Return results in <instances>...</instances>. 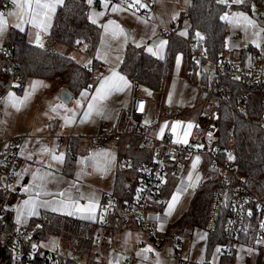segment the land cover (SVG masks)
<instances>
[{"label": "crops", "instance_id": "1", "mask_svg": "<svg viewBox=\"0 0 264 264\" xmlns=\"http://www.w3.org/2000/svg\"><path fill=\"white\" fill-rule=\"evenodd\" d=\"M8 1L12 5L11 0ZM94 1L95 0H92V3ZM153 1L154 14L149 17L136 13L125 4L111 3L108 0L107 7L105 6L106 0H100L98 8L91 7L89 9L87 18L96 27L97 37L94 41L91 59L87 58V60L81 64H90L94 61L97 68L93 73L95 72V75L97 74V78L94 77V84L92 87L78 94L79 96L82 93L80 100L73 102L72 99L74 96L72 95V99L68 104L63 103L58 97L56 82L49 79L30 78L25 81L23 88L20 90L8 87L6 91H0V137L3 139L16 136L25 137L24 144L20 151L17 181L26 183L27 189L25 191L15 192V196L12 197L10 204L12 210L9 212L8 216L15 226H27L29 219L35 218L46 209H49L47 212L60 216H71L92 220L94 212H78L75 211L76 209L74 206L73 209L63 208L65 210L68 209V211H65L62 210L60 205L55 204V202H46L34 197L33 192L44 193L58 190L65 186L67 176L72 173V168L67 166V161H69L68 147H70L73 152V156L70 155L72 160H74L76 152L89 151V148L93 147L82 139L68 143L66 136L70 132L82 131L86 134H95L100 131V122L111 124L118 120L121 125L124 116L128 113L130 114L135 98H143L146 101L141 122L147 129L151 128L153 130V133L150 134L149 132L152 137L166 138L168 142L177 145L190 142L193 143V140H196L198 137L199 132L195 128V123L205 103V101H203L205 98H202L199 87L191 84L185 78L183 49L185 46L182 37L188 35L189 24L186 20L179 22L180 14L185 12L188 7V0ZM91 4L87 3V6ZM226 4H228V2H226ZM61 5L62 4H57L55 11ZM16 8V6L13 7L12 5V8L9 9L6 14L10 10L15 13ZM114 8L118 10L113 11ZM230 10L231 8L228 9L227 12H230ZM54 13L51 14V19L47 21V31H43L40 27L33 24L36 34L39 33L40 37L43 36L41 39H44V36L49 37V29ZM93 21H95V23H93ZM12 28L28 35L27 25L23 27L18 21L14 23V27ZM163 30L170 33L166 35L163 33ZM114 33H116L115 36ZM4 37L3 39L1 38V42H3ZM149 40H152L151 44L147 43ZM155 40H158V42L155 43ZM1 42L0 48L2 46ZM161 42L164 43L162 44ZM128 43L142 46L147 51L151 48L152 51L148 52L157 59L163 58L167 44H175L172 52V66L167 77L162 100L163 105L157 111L151 106L145 96L140 95V92H138L141 85L133 83L131 79L121 74L118 70ZM43 46L46 45L43 44ZM228 46L233 48V44H228ZM241 48L245 47L241 46L239 49ZM257 51L262 52L264 57V51ZM71 52L78 58V54L80 53L78 50H71ZM240 60L243 61V58ZM228 61L236 62L238 59ZM113 73L122 76L124 81L127 82V85L114 77ZM112 84H117L119 90L116 88H111V90H109ZM102 85H105L104 89H102ZM87 91H92L91 96L88 95ZM98 92L101 93L102 98H96ZM83 101L86 103L85 107L82 105ZM90 105L93 106L91 109L89 107ZM169 107L178 109L179 119L177 122L171 123L163 118L162 113L164 109ZM53 108L56 110L53 111ZM98 116L103 117L106 121L100 120L97 122ZM144 122L147 123V125H145ZM190 123L192 127L189 129L188 125ZM58 140L61 141L60 146L58 145ZM185 140L187 141L186 143L183 142ZM110 146L116 149L117 153L123 148L119 144ZM54 157H60V159H54ZM116 166L114 168L115 172ZM123 174L129 177L124 171ZM129 181L130 179L125 185L126 189ZM176 181V179L168 177L164 187L168 203L163 213L165 216L172 217L173 221L185 210L193 194L189 193V184L186 185L187 187L182 192L181 187H178V185L181 186V184H177ZM181 183L183 185L186 184L183 181H181ZM94 193L93 199L96 201L95 205L97 206L94 214L97 217L102 196L104 194H115L117 192H115L114 189L111 193ZM75 196H77V198H75ZM75 196L72 197L71 201L76 202L79 200V195L76 194ZM21 197L23 198L21 199ZM173 197H178L180 201L173 205L175 207L172 213L169 214L165 211L171 204V199ZM15 200H19V204L22 203L18 207L20 210L17 209L16 212L13 207V202ZM185 200L186 205L181 209V204L184 203ZM25 201H30V203L25 205ZM60 208L62 212H60ZM33 210L35 214H30ZM69 212L72 214L69 215ZM89 216H91V218H89ZM158 228L161 232H167V227L164 228L163 226H159ZM120 231L124 232L125 235L123 239H126V233L131 230H117L114 233H121ZM196 237L198 239V243L194 247L196 258L190 257L187 253H183V255L189 258L194 264H202L203 259H200V256L204 258L202 248L205 245V241L201 243V238L198 234H196ZM238 247H243L245 250L248 248L250 249V245L246 244H239ZM60 248L63 249L62 247ZM251 250H253V248ZM131 251L132 248L131 250L110 251L107 254L110 257L109 264H119L122 256ZM168 251L170 252L171 248H168ZM136 256L137 260L134 264H149L146 262L149 258V253L146 250L140 251ZM153 256L154 253L151 255L152 261ZM162 262L157 261L153 262V264H174L172 260L166 257H163Z\"/></svg>", "mask_w": 264, "mask_h": 264}, {"label": "trees", "instance_id": "2", "mask_svg": "<svg viewBox=\"0 0 264 264\" xmlns=\"http://www.w3.org/2000/svg\"><path fill=\"white\" fill-rule=\"evenodd\" d=\"M4 1L7 0H0V7L3 6ZM87 3L88 0H63L62 5L54 13L49 37L65 50H75L77 42L86 40L89 44L86 56L91 57L97 29L87 18ZM230 7L218 0H188L186 11L179 17V22L186 20L189 24L188 36L199 34L197 36L200 48L208 51L214 59L218 54L225 58L228 29L221 17ZM174 45L167 44L163 58L157 59L144 47L128 43L118 70L133 83L154 92L158 101L163 100L167 77L172 66ZM1 47L7 50L6 53H0V91L2 92L8 89L13 78L19 84L16 86L17 90L23 88L27 79L40 78L59 81L73 96L94 84L92 71L97 68L94 61L90 63L92 71L88 70L87 64H81L74 55L58 52L47 46L38 47L37 44L28 42L27 35L17 29L10 28L7 31ZM183 49L186 80L198 86L201 93L207 95L214 82L213 75L207 72L197 77L195 64L186 48ZM256 51L253 46L248 45L237 50L236 59L240 60L247 52L255 54ZM221 80L228 87L229 95L216 103L218 128L211 147L212 152L218 161L230 162L234 167L236 178L243 181L255 196L264 201V107L261 91L253 87L250 93L245 95L243 81L231 79L227 74H224ZM129 122L128 113L124 116L120 129L123 130ZM119 145L123 148L118 153L113 185L115 192L121 194L127 191L125 185L129 180L121 170L122 161L131 158L136 162H151L153 151L143 149L139 138L126 135L121 137ZM228 154H231L232 159H229ZM210 163L211 160H208L210 173L202 177L187 207L169 228L176 234H184L187 228L206 232L202 264H210L211 250L220 246L226 239L225 226L230 217L233 196V177L226 176L227 188L222 199L220 214L215 228L208 231L206 223L217 182V178L211 173ZM13 196L15 194L10 196V203ZM97 217L91 221L42 211L35 218L28 220L27 227L32 228L36 221L41 222L42 227L36 231V235L43 242L51 235L63 234L66 236L63 250L90 262L93 260L91 243L97 227ZM8 220L12 226H15L10 217ZM112 222H115V218L111 219L110 234L117 230ZM251 240L252 232H248L240 242L250 245ZM252 247L255 252L254 261L260 260L264 254V245ZM9 258L8 249L0 245V264H9ZM235 258V252L231 256L220 255L219 264H233ZM58 264H72V262L66 260Z\"/></svg>", "mask_w": 264, "mask_h": 264}, {"label": "built area", "instance_id": "3", "mask_svg": "<svg viewBox=\"0 0 264 264\" xmlns=\"http://www.w3.org/2000/svg\"><path fill=\"white\" fill-rule=\"evenodd\" d=\"M99 1L95 0L87 6V13L91 7L98 8ZM111 3H122L130 7L136 13L149 17L154 14V1L141 0L135 4L134 0H108ZM232 2V0H227ZM254 3L260 12L255 19L264 22V0H249L242 4L232 3L237 7H245ZM12 8L9 1L3 2L4 14ZM264 32V25H263ZM166 35L170 32L163 30ZM234 39L236 33L231 34ZM183 44L195 64L197 77L209 72L214 77L210 92L205 97V103L195 123L199 135L194 142L177 145L168 142L166 138H155L149 134L147 127L143 126L141 117L145 111L146 101L143 98H135L130 112V122L121 130L118 120L111 124L99 123L100 131L95 134H86L82 131H72L66 139L69 142L85 140L90 146L117 145L123 135L137 137L140 146L146 150H152L151 162H136L134 159L126 158L122 161L121 170L129 175L127 191L121 194H104L99 204L97 227L94 232L91 253L93 260L85 261L67 252L60 247L49 248L42 245L36 231L41 229L42 224L36 221L32 228L24 225L12 226L8 220L9 212L12 210L10 196L16 191H25L26 183L17 181V169L19 166L20 151L25 137L16 136L8 139L0 137V245L8 249L10 253L9 264H58L60 261L69 260L72 264H109L110 257L104 252L108 241L107 232L110 228L111 219L115 218L114 228L119 230H137L141 240L135 242L132 251L122 256L119 264H134L137 254L146 250L149 258L146 260L153 264L151 255L155 252L174 262V264H194L182 253V241L175 236H167V232H161L159 226L168 228L173 222L172 217L164 215L168 198L164 187L168 177L177 181L182 192L187 184H182L177 177L179 170L192 156L205 157L211 160V173L217 178L211 197L209 216L206 223L208 231L215 228L217 218L220 214L222 199L227 188L226 176L233 177V196L230 208V217L225 226V241L218 246L220 255L231 256L241 244L240 240L248 232H252L251 246L264 245V201L255 196L241 181L236 178L234 167L228 161H218L212 152V144L217 136L218 115L216 103L227 98L228 87L221 78L227 74L231 79L241 80L245 84V95L249 94L253 87L261 91L262 106L264 107V57L262 52L255 54L247 52L242 60L230 62L218 54L216 59L212 58L208 51L200 48L197 35L182 37ZM152 43V40L147 42ZM75 47L88 55L89 44L86 40L77 42ZM1 47L0 53H6ZM246 58V59H245ZM245 59V60H244ZM92 71L91 65H86ZM93 72V71H92ZM19 86L16 79H12L10 88ZM90 88V86H89ZM1 112V105H0ZM178 109L166 108L162 116L165 120L174 123L179 117ZM61 141L58 140L60 146ZM69 155L73 156L72 149L68 147ZM116 230V231H117ZM167 231V230H166ZM171 248V251H168ZM150 249V251H149ZM253 264H264V254Z\"/></svg>", "mask_w": 264, "mask_h": 264}, {"label": "rangeland", "instance_id": "4", "mask_svg": "<svg viewBox=\"0 0 264 264\" xmlns=\"http://www.w3.org/2000/svg\"><path fill=\"white\" fill-rule=\"evenodd\" d=\"M244 1H249V0H244ZM227 5L231 6L230 7L231 10L230 12H225L223 16L225 14H228L229 19L231 20L237 13H243L245 16H247L250 20L254 22L255 26L254 27L249 26L242 20L238 21L237 23H232L224 20L227 24V29H228L226 34L227 51L225 54V58L227 60H236L237 50L241 46L247 47L248 45H251L255 47L257 50L264 51V32H263L264 22L255 19L256 15L260 12V10L256 8L254 3L251 2L245 7L233 6L232 2H228ZM13 7L15 6L13 5ZM19 12L20 10L16 8L15 13H19ZM0 13H4L3 6L0 7ZM8 13H13V11L10 10ZM8 13L4 14V20L6 21V25L4 27L3 32L0 33V42L2 41L3 37L6 35L7 31L10 28L14 27V23L18 21L21 23V25H23V27L27 25L28 42L36 44V38H35L36 31H34L33 23L27 22L26 16L22 19L20 15L13 16V15H8ZM234 33L238 35L236 39H234L233 36L232 37L230 36L231 34ZM257 33H259V35H257ZM42 37L43 36H41L40 38ZM41 42L50 49L62 53L72 54L71 50H65L64 48L60 47L59 43L52 40L48 36H44V39H41ZM254 42H258L260 46L257 47L256 43ZM228 44H233V48L231 46H228ZM75 50H78L80 52L78 54L79 62L82 63L85 60H87V58L91 59V57H88L85 54H83L80 49H77L75 47ZM93 74L92 77L94 81V77H96L97 74L95 75V72ZM56 84H57L56 90H58V97H59L60 92L65 89L63 88V85L59 81H57ZM12 88L16 89V86H12ZM87 92L88 95L91 96L92 91L91 92L87 91ZM138 92H140V95L145 96V98L149 101L151 106L156 109V111L159 110L160 107L163 105V101L162 100L158 101V98L156 97L155 93L152 92L151 90L143 86H140ZM81 94L79 96L78 95L74 96L72 101L76 102L80 100ZM203 101L206 100L204 99ZM82 103H83L82 105H84L85 107L86 106L85 101H83ZM100 120L104 121L105 119L101 116H98L97 122H99ZM144 124L147 125V123L145 122ZM148 129L150 134L153 133V130L151 128ZM117 157H118L117 150L111 147L110 145H97V147L93 146L89 148V151L87 150L78 151L75 153L74 160H72L71 156L68 155L69 161H67V166L69 168L70 167L72 168V173L71 175L67 176L65 186L58 190L44 192V193L35 191L33 192V196L39 198L40 200H44L46 202H55V204L60 205L62 210H65L63 208L73 209V205L75 203L78 204L79 206H87L90 203L95 204L96 201L93 199L95 195L94 192L111 193L114 190V185H113L114 183L113 180L115 176L114 168L117 165ZM193 164H195L196 166L193 167ZM208 173H210L208 167V160L205 157H202L201 159H199V161H197V157L192 156L190 160L184 164L183 169L179 170L177 177L181 179V181H183L184 183L190 185L189 193H194L197 186L200 184L202 177H204ZM60 193H64V195H60ZM76 194L79 195V200H77L76 202L71 201L72 197L75 196ZM22 198L23 197H21V199ZM19 200L17 201L15 200L13 202V207L15 212L18 209V207L22 204V203L19 204ZM186 200L184 203L181 204V209L185 207ZM178 201H180L178 197H176L175 201H173L172 198L171 199L172 208L171 210H169V207L166 208L165 212L171 214L173 208L175 207L173 205L177 204ZM61 208H60V212H62ZM68 209L65 211H68ZM18 210H20V208ZM45 211H49V209H46ZM95 212L96 211H94V213ZM94 213L92 215V220L96 218V215ZM175 221L176 220H174L171 224L168 225L166 235L178 237L183 243L182 253H187L190 255V257H193L195 259L196 254L194 247L198 243L196 234H198L199 237L201 238V243H204L206 238V232L203 230H190L187 228L184 234H176L174 233L173 230H169V228L173 225ZM120 232L121 233L116 232L114 234H110L108 230L107 232L108 241L104 248V252L106 254H108L110 251H122L125 249L131 250L133 244L141 240V235L137 230H131L127 232L126 239H123V236L125 235L124 232L122 231ZM64 237L66 238V236H63V234H59L57 236L51 235L50 237H48V239L45 242H42V245L46 247L59 246L63 248L66 241ZM217 248L218 247H215L211 250L209 257L210 264H218L219 262L220 253L218 252ZM252 248L253 247L251 245H250V249L248 248L247 250L243 249V247H237L235 251L236 258L233 264H253L255 258L254 257L255 252L254 249L251 250ZM202 249L203 250L205 249V245ZM200 259H203V256H200ZM157 261L162 262L163 256L154 252L153 262H157Z\"/></svg>", "mask_w": 264, "mask_h": 264}, {"label": "snow or ice", "instance_id": "5", "mask_svg": "<svg viewBox=\"0 0 264 264\" xmlns=\"http://www.w3.org/2000/svg\"><path fill=\"white\" fill-rule=\"evenodd\" d=\"M218 2L226 3L227 0H218ZM243 2L244 0H232V3L235 4H242ZM11 3L12 5L16 6L20 10V12L8 13V15H20L22 19L26 16L27 22L35 24L36 26L40 27L43 31H47L48 28L47 21L51 19V14L55 12L56 5L62 4L63 0H11ZM88 3L91 4L92 0H88ZM134 3L140 4L141 7H145V5L141 4V0H134ZM105 6L107 7V0L105 2ZM117 10L118 9L116 8L113 9V11H117ZM221 19L232 23H237L238 21L242 20L249 26H253V27L255 26L254 22L250 20L247 16H245L243 13H237L231 20L229 19L228 14H225L224 16L221 17ZM93 23H95V21H93ZM5 25H6V21L4 20V13H0V33L3 32ZM115 35L116 33H114V36ZM257 35H259V33H257ZM161 43L163 44L164 42ZM254 43H256L257 47L260 46L258 42H254ZM36 44L38 47H43L39 33L36 34ZM148 51L151 52L152 49L149 48ZM113 76L118 78V80L124 82L125 85H127V82L124 81V78L122 76H119L117 73H113ZM101 87L102 89H104L105 85H102ZM111 88H116L117 90H119V86L117 84H112L109 90H111ZM96 98H102L100 92H98V96ZM89 107L91 109L93 106L90 105ZM52 110L55 111L56 109L53 108ZM191 127L192 125L189 124L188 128L190 129ZM183 142L186 143L187 141L185 140ZM54 159H60V157H54ZM229 159H232L231 155H229ZM197 161H199V157H197ZM195 166L196 165L193 164V167ZM60 195H64V193H60ZM175 200L176 197H173V201ZM29 203L30 201L24 202L25 205H28ZM73 206L78 212L93 213L96 209V205L94 203H90L85 207H80L78 204H74ZM171 207L172 205L170 204L169 210H171ZM30 214H35L34 210ZM68 214L71 215L72 213L69 212ZM89 218H91V216H89Z\"/></svg>", "mask_w": 264, "mask_h": 264}, {"label": "water", "instance_id": "6", "mask_svg": "<svg viewBox=\"0 0 264 264\" xmlns=\"http://www.w3.org/2000/svg\"><path fill=\"white\" fill-rule=\"evenodd\" d=\"M155 43L158 42V40H155L154 41ZM206 97V94H202V98H205ZM59 99L65 103V104H68L70 102V100L72 99V94H70L67 90H62L59 94ZM75 198H77V196H75ZM71 255V252H67V256H70ZM114 257H115V254H114Z\"/></svg>", "mask_w": 264, "mask_h": 264}]
</instances>
